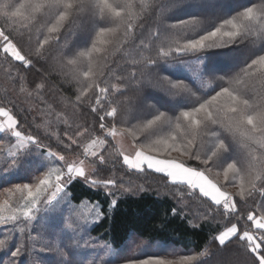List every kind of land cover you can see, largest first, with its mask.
<instances>
[{
	"label": "snow or ice",
	"instance_id": "1",
	"mask_svg": "<svg viewBox=\"0 0 264 264\" xmlns=\"http://www.w3.org/2000/svg\"><path fill=\"white\" fill-rule=\"evenodd\" d=\"M178 6L179 0H0V62L19 94H35L49 107L42 128L29 115L39 108H26L13 92L0 97V177L31 173L28 180L0 182V252L7 257L0 264H43L39 253L55 254L56 264H85L81 248L93 253L87 264H112L111 244L90 235L105 211L99 202L74 204L80 197L72 190L104 189L114 210L123 196L145 191L125 189L129 174L159 175L177 205L173 215L194 228L215 222L217 252L233 246L244 264H264V0L210 29L198 15L169 23L166 11ZM242 45L253 51L239 71L218 74L209 63L201 87L210 91L162 70L193 61L202 66L210 54ZM33 72L42 82L28 80ZM53 73L74 86L71 117L41 98ZM149 89L175 106L165 111L149 103ZM85 104L92 120L77 123L75 109ZM119 139L132 151L122 150ZM196 260L163 241L159 251L146 248L126 264Z\"/></svg>",
	"mask_w": 264,
	"mask_h": 264
},
{
	"label": "trees",
	"instance_id": "2",
	"mask_svg": "<svg viewBox=\"0 0 264 264\" xmlns=\"http://www.w3.org/2000/svg\"><path fill=\"white\" fill-rule=\"evenodd\" d=\"M146 2L151 3V0H146ZM257 3H259V0H179V6L166 11L165 15L169 23L181 19H191L190 16L192 15L208 18L210 29L219 22L220 18L236 15L243 8ZM165 8H168L167 4ZM0 26H3L2 20H0ZM176 31L181 32L183 29L177 28ZM33 39H35L34 29ZM73 39L71 36H65V40L69 43ZM252 51V49L242 45L239 49L210 54L208 60L202 66H197V62L193 61L163 65L162 70L172 79L184 80L194 90L210 91V89L204 90L201 87L207 77L205 69L209 66V63L218 74L233 73L239 71ZM53 55L55 56L56 53L54 52ZM124 62L123 60L120 61L121 64ZM52 63H55V61ZM6 69L7 64L0 62V97L13 92L14 95H19L20 101L26 108H39V112L30 113L29 115L30 117L34 116L35 122L40 123L43 128L45 125L42 123V116L43 113L49 111V107L39 105L35 100V94L33 98H26L24 94H19V85L15 84L6 75ZM33 79L42 82V78L37 76L35 72L28 75L29 81ZM74 90V86L70 87L63 73H53V76L48 78L41 98L47 99L48 105L56 113H67L71 117L74 109L69 106L68 101L69 98L74 101V96H72ZM148 92L151 96L149 103L156 104L161 110L167 111L175 106L163 93L152 89H149ZM153 93L156 94L155 97L152 95ZM178 103L180 107H185L188 102L179 101ZM75 111L77 116L74 119L77 123L91 122L92 116L89 114L90 109H88L87 104H85L84 109H75ZM52 127H55V124ZM108 155L109 159L115 158V152L111 148ZM36 159L40 158L36 157ZM30 175V172L22 169L0 177V182H20L28 180ZM124 187L133 191L143 187L145 191L134 196H123L118 201V207L114 210L108 209L104 195L106 190L104 189H91L82 184H77L72 190L73 195L80 197V201H73L74 204L99 202L105 211L106 218L94 227L90 235L93 238H100L101 243L107 241L111 244V250L107 252L106 259L111 260L112 264H126L129 258L142 254L146 248L148 252L159 251L163 241L168 242L170 251L174 250L178 254L196 256L197 260L193 261L192 264H198L199 261H201L200 264H244L245 255L233 246L222 252H217L218 245L212 240V237L216 234L213 231L216 227L215 222L207 224L201 222L200 227L194 228L189 219H180L173 215L172 209L176 208L177 205L169 194V187L164 185L159 175H152L147 178L138 175H126ZM229 190L232 191L233 189ZM117 195L119 196V193ZM13 198L15 199V197ZM196 207H199V205L194 204L193 208ZM125 237H130V239L125 242ZM2 238L3 235L0 234V239ZM125 243L127 244L126 247ZM148 245H151V248H148ZM78 251L83 252L87 256V260L92 258L93 253L91 250L81 248ZM0 258L7 259L2 252H0ZM38 258L43 261V264H56L58 259L55 254L49 253H39ZM87 260H85V264H87Z\"/></svg>",
	"mask_w": 264,
	"mask_h": 264
},
{
	"label": "rangeland",
	"instance_id": "3",
	"mask_svg": "<svg viewBox=\"0 0 264 264\" xmlns=\"http://www.w3.org/2000/svg\"><path fill=\"white\" fill-rule=\"evenodd\" d=\"M232 3V1H230ZM154 97L156 96L155 93L152 94ZM117 143L119 144L120 148L126 152H131L132 151V148L128 142V140H125V139H119L117 141ZM84 204H87V203H84ZM90 205V204H89ZM85 213L87 214V209H84Z\"/></svg>",
	"mask_w": 264,
	"mask_h": 264
}]
</instances>
